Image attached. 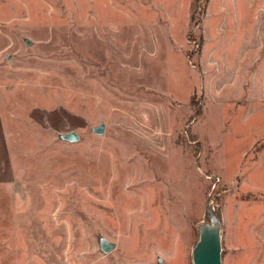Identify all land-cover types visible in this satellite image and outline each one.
<instances>
[{"label":"rangeland","instance_id":"obj_1","mask_svg":"<svg viewBox=\"0 0 264 264\" xmlns=\"http://www.w3.org/2000/svg\"><path fill=\"white\" fill-rule=\"evenodd\" d=\"M206 228L264 264V0H0V264H193Z\"/></svg>","mask_w":264,"mask_h":264},{"label":"water","instance_id":"obj_2","mask_svg":"<svg viewBox=\"0 0 264 264\" xmlns=\"http://www.w3.org/2000/svg\"><path fill=\"white\" fill-rule=\"evenodd\" d=\"M103 131L104 126L101 125L95 133L102 134ZM62 139L68 142H76L79 138L74 132H70L64 134ZM101 248L104 253H108L113 249V246L102 241ZM192 261L193 264H221V246L216 230L206 228L201 231L199 241L196 243L192 252Z\"/></svg>","mask_w":264,"mask_h":264}]
</instances>
